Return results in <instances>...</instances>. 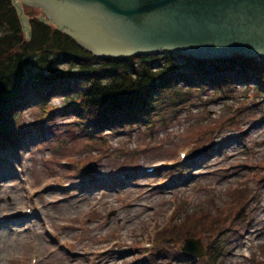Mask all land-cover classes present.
<instances>
[{"label": "rangeland", "instance_id": "obj_1", "mask_svg": "<svg viewBox=\"0 0 264 264\" xmlns=\"http://www.w3.org/2000/svg\"><path fill=\"white\" fill-rule=\"evenodd\" d=\"M25 1L29 23L48 16ZM238 78L183 86L187 95L176 105L158 104L92 135L79 131L84 111L67 107L65 91L46 102L26 96L12 114L13 141L0 147V207L27 202L36 211L0 212L7 221L0 263L33 264L36 257V264H264V82ZM71 85L76 97L80 83ZM92 160L89 183L78 177L87 167L74 165ZM154 164V172H142ZM125 171L129 179L110 177ZM187 238L199 240L204 254L184 253Z\"/></svg>", "mask_w": 264, "mask_h": 264}, {"label": "trees", "instance_id": "obj_2", "mask_svg": "<svg viewBox=\"0 0 264 264\" xmlns=\"http://www.w3.org/2000/svg\"><path fill=\"white\" fill-rule=\"evenodd\" d=\"M31 26L32 35L27 39L12 0H0V144L4 139L13 141L12 112L28 102L26 96L43 95L39 83L43 79L58 81L53 85L54 90L65 91L69 99L75 98L70 82H79L76 93L81 101L69 105L68 99L65 103L76 114L84 111L79 118L86 117L95 126L139 117V113L155 109L158 104L176 105L187 95L188 87L184 90L183 86L198 81L195 76L184 74L187 65H181L182 58L172 53L102 58L37 18L32 19ZM55 61H65L70 67L53 68ZM256 62L216 60L210 65L217 71L237 73L235 76L247 78L254 73L262 79L264 65ZM237 66L239 69L232 71ZM47 70L54 74L52 79L44 78Z\"/></svg>", "mask_w": 264, "mask_h": 264}, {"label": "water", "instance_id": "obj_3", "mask_svg": "<svg viewBox=\"0 0 264 264\" xmlns=\"http://www.w3.org/2000/svg\"><path fill=\"white\" fill-rule=\"evenodd\" d=\"M13 1L30 34L22 6ZM33 1L99 56L123 58L159 50L198 58L264 56V0ZM183 250L204 253L195 239H187Z\"/></svg>", "mask_w": 264, "mask_h": 264}, {"label": "bare ground", "instance_id": "obj_4", "mask_svg": "<svg viewBox=\"0 0 264 264\" xmlns=\"http://www.w3.org/2000/svg\"><path fill=\"white\" fill-rule=\"evenodd\" d=\"M248 130V129H247ZM129 177H131V175L130 176H128V177H126V179H129ZM101 185V184H100ZM88 196H91V195H89L88 194ZM69 201H67V203H68ZM11 203V202H10ZM67 205V204H66ZM19 206V204L18 205H9V206H7V208H6V206H3V207H0V212H2V213H5V212H8V210L9 209H12V208H16V207H18ZM260 207H263V206H260ZM144 218H146V216L144 217ZM14 220H16V219H14ZM13 223H15V222H13ZM5 224H7V221L6 220H4V221H2V220H0V229H2V226L3 225H5ZM153 226V223H150L149 224V227L151 228ZM10 230H12V231H14V232H16V231H18L20 228L19 227H17V226H12V227H8ZM214 243H213V248H214V250H215V248H217V239L215 240L214 239V241H213ZM239 251H241V249H239ZM2 257L0 256V259H1ZM163 261V260H162ZM162 261H160V263L162 262ZM159 263V264H160ZM0 264H2V263H0ZM156 264H158V262H156Z\"/></svg>", "mask_w": 264, "mask_h": 264}]
</instances>
